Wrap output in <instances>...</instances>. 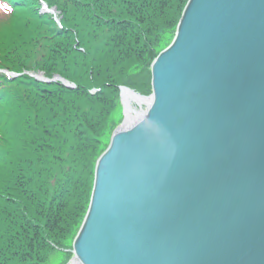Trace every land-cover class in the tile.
Listing matches in <instances>:
<instances>
[{"label":"water","instance_id":"water-1","mask_svg":"<svg viewBox=\"0 0 264 264\" xmlns=\"http://www.w3.org/2000/svg\"><path fill=\"white\" fill-rule=\"evenodd\" d=\"M151 87L97 161L74 258L264 264V0H188Z\"/></svg>","mask_w":264,"mask_h":264},{"label":"trees","instance_id":"trees-1","mask_svg":"<svg viewBox=\"0 0 264 264\" xmlns=\"http://www.w3.org/2000/svg\"><path fill=\"white\" fill-rule=\"evenodd\" d=\"M187 1L0 0V264L71 259L96 161L121 121L119 87L151 94V63Z\"/></svg>","mask_w":264,"mask_h":264},{"label":"bare ground","instance_id":"bare-ground-1","mask_svg":"<svg viewBox=\"0 0 264 264\" xmlns=\"http://www.w3.org/2000/svg\"><path fill=\"white\" fill-rule=\"evenodd\" d=\"M121 98L124 104V115H125V123H123V126L132 124V122L137 121V119L141 118L144 114L141 110H138L134 107L136 105L137 107L142 105H150L152 103V99H143L138 97L137 95H133L132 93L122 90L121 92ZM95 174V172H94ZM95 180V176H94ZM69 264H81L78 259H72Z\"/></svg>","mask_w":264,"mask_h":264},{"label":"rangeland","instance_id":"rangeland-1","mask_svg":"<svg viewBox=\"0 0 264 264\" xmlns=\"http://www.w3.org/2000/svg\"><path fill=\"white\" fill-rule=\"evenodd\" d=\"M120 107H121V109H120ZM120 107L114 113V120L120 119L121 117H122V120L124 119V115H123L124 108H123V106H120ZM134 107H136L137 109H142L143 111L145 109H147L146 105H142V106H139V107L134 105Z\"/></svg>","mask_w":264,"mask_h":264},{"label":"snow or ice","instance_id":"snow-or-ice-1","mask_svg":"<svg viewBox=\"0 0 264 264\" xmlns=\"http://www.w3.org/2000/svg\"><path fill=\"white\" fill-rule=\"evenodd\" d=\"M11 9H9V11H10Z\"/></svg>","mask_w":264,"mask_h":264}]
</instances>
